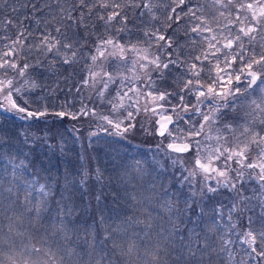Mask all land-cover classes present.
I'll return each instance as SVG.
<instances>
[{"label": "snow or ice", "instance_id": "obj_1", "mask_svg": "<svg viewBox=\"0 0 264 264\" xmlns=\"http://www.w3.org/2000/svg\"><path fill=\"white\" fill-rule=\"evenodd\" d=\"M162 2L0 0V95L4 97L0 106L28 117L37 115L24 106L29 103L23 95L24 85L36 87L33 73L46 65V70L55 74L59 64L71 69L70 76L79 75L82 87H76L77 93L82 88L89 89L90 99H99L110 114L81 101L79 115L61 110L56 116L73 120L97 117L114 130L104 131L122 135L137 127L132 121L138 114L146 118L151 114L152 127L145 130L160 137L167 134L166 152L176 154L170 158L174 166H180V182L187 183L191 196L213 199L222 196L221 190L225 189L231 194L229 211H239V219L247 221L243 231L237 233L238 241L224 240L222 248L228 250L237 242L247 245L246 255L264 264V0H211L225 22L221 29L212 26L219 25L220 19L214 17L210 23L204 15L197 14L199 8L185 9L186 0H171L175 6L165 12L161 27L141 28V17L158 19L153 9ZM220 9L229 11L225 14ZM185 17L186 44L179 45L174 34ZM173 73L170 85L168 77ZM17 78L23 79L24 85L17 86ZM137 81L152 90L133 87ZM141 96L151 104L140 105ZM126 100L131 103L126 104ZM206 102H211L207 112L201 110ZM171 125L177 128L171 129ZM185 203L193 213L196 208L204 211L196 199ZM218 205L215 211L222 216V202ZM165 206L172 210L167 201ZM36 211L39 214L40 209ZM176 211L183 215L185 210ZM132 224L151 227V216L148 220L129 217L128 226ZM213 230L210 225L209 231ZM105 232L101 243L107 246L110 240L113 249L120 248L118 237L112 235L120 232L119 227ZM133 247L129 245V253ZM210 247L205 235L190 243L188 252L193 261L199 254L197 264H202L203 254ZM42 251L33 245L31 253L37 258L23 264H46L39 259ZM228 255L235 259L232 251Z\"/></svg>", "mask_w": 264, "mask_h": 264}, {"label": "trees", "instance_id": "obj_2", "mask_svg": "<svg viewBox=\"0 0 264 264\" xmlns=\"http://www.w3.org/2000/svg\"><path fill=\"white\" fill-rule=\"evenodd\" d=\"M174 6L171 0H163L153 9L158 19L152 20L150 15H145L140 18V27H161L165 12ZM184 7L199 8L201 11L197 14L204 15L210 23L214 17L220 19L219 25L212 24L214 28L224 27L225 22L211 0H186ZM220 10L225 14L229 11ZM55 11L54 8V14ZM20 15L22 18L23 10ZM2 19L3 15H0ZM187 20L188 17L181 20L182 26L174 34L179 45L186 44L183 26ZM2 31L3 26L0 25ZM166 31L173 35L171 30ZM46 67L33 73L32 79L39 84L38 93L32 92L31 83L24 85L21 78L15 81L17 86L24 85L23 95L30 100L24 106L37 115L28 117L0 106V264H13L14 261L15 264H23L25 260L36 259V254L31 253L33 245L42 248L39 259L46 264H95L97 260L100 264H197L199 254L193 261L188 245L205 235L211 247L203 254L202 264H241V258L243 264H258V259L252 260L246 255L249 251L247 245L237 242L229 245L228 250L221 246L224 240L238 241L237 233L242 232L247 223L239 219V211H229L232 200L227 190H221L222 196L198 201L204 211L201 213L196 208L193 213L185 203H192L188 197L191 189L187 191L181 186L179 166H174L169 160L158 168L144 164V160L152 161L154 155L162 151L175 156L166 152L163 144L166 139L160 140L157 135L149 134L142 119L136 122L134 129L140 143L133 144L120 136L109 141L105 136L109 132L104 129L114 131L97 117L83 116L73 120L69 116H56L55 113L61 110L79 115L76 105L82 101L91 108L97 99H90L88 93L84 95L87 88H82L81 93L76 92V87H82L80 77L78 74L70 76L68 66L57 64L58 72L55 74L47 71ZM76 68L79 72L80 65ZM174 75L168 77V84H172ZM35 97L44 98L47 109L43 116L38 114L43 107L34 101ZM19 103L23 104V101ZM103 143H114L116 149L103 146ZM124 151L130 153L132 165L120 157ZM96 156L103 159L98 161V166L110 162L104 169L99 168L101 175L96 171ZM88 161H91L90 167L86 164ZM124 163L131 168L124 167ZM125 169H129V175L137 176L131 184L125 183L121 175ZM168 178L171 191L179 201L173 203L161 198L149 208L147 202L153 201L143 193L146 187L143 181ZM166 201L172 204L171 211L165 206ZM218 202L223 205L222 216L215 211ZM37 208L40 209L39 214ZM177 208L185 210L183 215L176 211ZM149 214L151 227L145 224L128 226L129 217L148 220ZM229 215L232 216L231 221ZM233 223L235 228L231 227ZM210 225L214 226L213 231H209ZM117 227L120 232L112 235L118 237L121 247L113 249L110 240L106 242L107 246L102 244L105 230ZM130 244L134 247L129 253ZM229 250L235 256L234 260L229 257Z\"/></svg>", "mask_w": 264, "mask_h": 264}, {"label": "rangeland", "instance_id": "obj_3", "mask_svg": "<svg viewBox=\"0 0 264 264\" xmlns=\"http://www.w3.org/2000/svg\"><path fill=\"white\" fill-rule=\"evenodd\" d=\"M131 59H132V57L130 55L129 60H131ZM129 67H130V65H129ZM125 74L126 75H131V73H125ZM157 82L159 83V81H157ZM14 83H15V81H14ZM38 86H39V84H36V87H32V92L33 93H38L37 92V91H39ZM132 86L133 87H138V88H143L146 91L149 90L147 88L146 84L141 83L140 81H137ZM125 90H127V89H125ZM150 90H152V89H150ZM84 91H85L84 95L86 93H88L89 95L92 96V94L90 93L89 89L84 90ZM129 95H132V93H129ZM14 98H15V95H14ZM92 98H94V97H92ZM83 100L85 101V98L84 97H83ZM34 101H37L40 104H42V107H43L42 108V111H44V110L47 109V106H46V104L44 102V98L43 97H35L34 98ZM0 102H4V97L2 95H0ZM125 103L128 104V103H131V101H127L126 100ZM145 103L151 104L150 100H146L143 96H141L140 97V105H144ZM164 103H165L164 101H160L159 102V104H164ZM208 103L209 102H206L205 105H202L201 106V110L202 111L207 112L209 110V106H207ZM101 105H102V102L99 99H97V101H94V104L91 105V108H95L96 111L101 112V113H103L105 115H109L110 113L108 112V108L103 107ZM165 107H167V105H165ZM80 108H81V104L76 105L75 110L76 111H79ZM161 111H163V109H161ZM117 115H119V113H117ZM85 117H88V116H85ZM112 118L115 119V117H112ZM185 118L187 119V116ZM140 119H142L143 121H145L147 129L150 130L151 127H152V117H151V114H149V117L146 118L143 113H140V114H138L135 117V119L132 121V123L133 124H136V122L138 120H140ZM193 119H197V117H193ZM101 122H103L104 125H107L104 121H101ZM125 123H127V121H125ZM107 126H109V125H107ZM176 128H177L176 125H174L172 127V129H176ZM174 134H175V131H174ZM105 136H106V138L109 141H111L115 137H119L120 136L124 141L127 140V141H129V142H131L133 144L140 143L139 139L136 138V136H135L134 130H131L128 133H124L122 135H115V134L110 135V134H106ZM167 143H168V139L166 137V140L164 141L163 144L166 145ZM104 145L107 146V147H111V148L116 149V144H114V143H112V144L103 143V146ZM160 148H162V146ZM97 150H100V148H97ZM118 153H119V150H118ZM121 156L124 159L126 158L127 161L132 165V159L130 158V153H126V151H124V152L120 153V157ZM97 157L98 156L94 157V163H95V166H96V171L98 172V174H100L99 168L104 169L106 166H108L110 164V162L108 161V162L102 163L100 166H98V161L99 160H103V159L102 158L98 159ZM170 157H172V156H168L165 152L162 151V153L154 155L152 161H150V160H144V164L145 165H148V166H151V167H154V168L161 167L165 162H167V160H169L171 162V164H173L172 159ZM89 160H92V159H89ZM90 162L91 161L86 162V164H87L88 167H90ZM124 167L131 168L127 163H124ZM179 168H180V166H179ZM128 171H129V169L123 170V172H121V175H122L125 183L131 184V183H133L135 181L134 178L137 177V176H135V175H129L128 174ZM98 177H99V175H98ZM180 177H181V175H180ZM143 182H144V185L146 186L145 189L143 190V193L146 195V198L147 199H151L153 201V202H147V204L149 205V208H151L153 206V203L158 202L161 198H165V199L171 200L173 203H174L175 200L179 201L178 197H175L174 194L171 191V188H170V178H168V179H159V180H147V181H143ZM174 182H175V180H174ZM181 186L185 187L187 191L190 190V188L188 187L187 183H183V184L181 183ZM188 197H190V201L193 200V199H196L197 201H201V198L199 196L192 197L190 195ZM96 205L98 206V201H96ZM257 210H259V209H257ZM253 256H254V254H253ZM252 260H254V259L252 258Z\"/></svg>", "mask_w": 264, "mask_h": 264}, {"label": "water", "instance_id": "obj_4", "mask_svg": "<svg viewBox=\"0 0 264 264\" xmlns=\"http://www.w3.org/2000/svg\"><path fill=\"white\" fill-rule=\"evenodd\" d=\"M172 126H173V125H171L170 128H172ZM157 136H158V135H157ZM166 136H167V134H166ZM166 136H165V137H166ZM158 137H159L160 139H164V138H165V137H160V136H158ZM174 154H175V153H174Z\"/></svg>", "mask_w": 264, "mask_h": 264}]
</instances>
